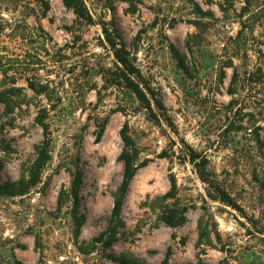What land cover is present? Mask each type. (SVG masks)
<instances>
[{
  "label": "rangeland",
  "instance_id": "obj_1",
  "mask_svg": "<svg viewBox=\"0 0 264 264\" xmlns=\"http://www.w3.org/2000/svg\"><path fill=\"white\" fill-rule=\"evenodd\" d=\"M83 2L90 20L62 0H0L1 182L51 150L38 185L0 195V264H163L168 249V264H264V0ZM123 132L147 164L106 248Z\"/></svg>",
  "mask_w": 264,
  "mask_h": 264
},
{
  "label": "trees",
  "instance_id": "obj_2",
  "mask_svg": "<svg viewBox=\"0 0 264 264\" xmlns=\"http://www.w3.org/2000/svg\"><path fill=\"white\" fill-rule=\"evenodd\" d=\"M63 5L66 9L73 11V13L81 19H88L90 20V16L87 13L86 6L83 0H62ZM177 58H179V53L173 49ZM119 62L126 68L128 67V62L122 55H118ZM179 61L182 62L180 59ZM258 64V63H257ZM256 71L252 73L251 79L254 84L262 85L264 87V70L261 67H256ZM238 79V75L234 74L232 83L233 84ZM125 84L130 89L139 100L144 101L148 104V100L146 95L143 91L127 76L125 75ZM149 105V104H148ZM47 127H45V131ZM104 129L100 131L97 136V140H100L103 137ZM123 141H124V148L121 152L119 160L124 164V173L122 182L119 185L115 196H114V204L112 209V217H111V226L105 234L101 235V239H97L99 242H103L106 248L111 247L115 241V236L117 234V228L120 226L121 217L123 213V208L126 202V197L129 192L130 185L141 167L146 166L147 163L137 164L139 155L136 147L134 146V142L128 135L123 132ZM36 158L32 163L31 167L28 169V175L23 174L21 179L17 182H6L2 183L0 180V195L6 197H19L26 195L30 189L40 183L41 176L43 173L44 168L51 160V150H50V140H43L36 148ZM191 158L196 160V155L192 153ZM200 168V165H197ZM199 175L205 181H207L206 172L203 169H199ZM83 182V175L81 172L77 171L73 175V181L71 186L70 198L73 200L74 206L77 209L80 205V196H81V185ZM225 198H227L226 195ZM226 200V199H225ZM224 200V201H225ZM164 214V221L167 226L176 228L182 225L185 221V218L181 216L177 211L171 210ZM76 231L79 232L82 226V219L81 217H76ZM104 237H107L104 239ZM199 238L208 244L209 236L207 229H205L203 225V221L199 223ZM171 258V249H168L167 255L163 264H168ZM122 264H143L142 262H133L124 261Z\"/></svg>",
  "mask_w": 264,
  "mask_h": 264
}]
</instances>
